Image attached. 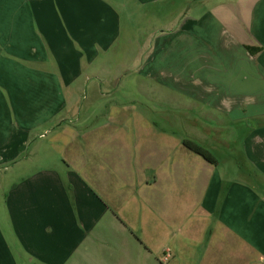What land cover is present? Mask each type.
<instances>
[{
  "label": "crops",
  "instance_id": "1",
  "mask_svg": "<svg viewBox=\"0 0 264 264\" xmlns=\"http://www.w3.org/2000/svg\"><path fill=\"white\" fill-rule=\"evenodd\" d=\"M140 1L0 0V264H264V0ZM252 118L248 181L185 144Z\"/></svg>",
  "mask_w": 264,
  "mask_h": 264
},
{
  "label": "rangeland",
  "instance_id": "2",
  "mask_svg": "<svg viewBox=\"0 0 264 264\" xmlns=\"http://www.w3.org/2000/svg\"><path fill=\"white\" fill-rule=\"evenodd\" d=\"M72 2L75 5L76 0ZM213 3V0H141L137 4L133 20H122L123 24L128 25L122 31V42L125 40L123 34L126 36V31H129L139 43H146L153 38L155 33L161 32L159 29L164 31L174 28L180 24L184 16H195L194 14L200 13L204 7L211 8ZM60 9L61 16L66 17V13L63 12L64 8L60 6ZM132 23L134 25H129ZM255 122L257 120L252 118V120L246 119L243 124L234 122L233 125L226 124L222 127H215L205 122L206 129L211 130L212 135L220 138L221 141L215 138V141H207L198 145L211 156L214 155L213 157L217 159L223 171L231 172L232 176L238 180L248 181L247 174H249L250 167L245 164V158L242 155H244V144L249 125H254ZM4 199V191L0 190V210L4 208Z\"/></svg>",
  "mask_w": 264,
  "mask_h": 264
},
{
  "label": "trees",
  "instance_id": "3",
  "mask_svg": "<svg viewBox=\"0 0 264 264\" xmlns=\"http://www.w3.org/2000/svg\"><path fill=\"white\" fill-rule=\"evenodd\" d=\"M251 50V49H249ZM185 144L190 147L191 149H193L194 151H196L197 153H199L200 155L204 156V158H206L208 161L210 162H214L213 156H211L204 148H202L201 146L193 143V142H189L186 141Z\"/></svg>",
  "mask_w": 264,
  "mask_h": 264
},
{
  "label": "built area",
  "instance_id": "4",
  "mask_svg": "<svg viewBox=\"0 0 264 264\" xmlns=\"http://www.w3.org/2000/svg\"><path fill=\"white\" fill-rule=\"evenodd\" d=\"M167 257H168V255H167V256H165V259H167Z\"/></svg>",
  "mask_w": 264,
  "mask_h": 264
}]
</instances>
